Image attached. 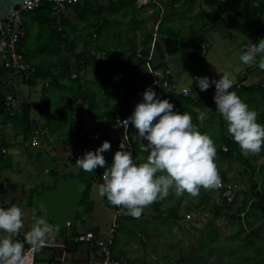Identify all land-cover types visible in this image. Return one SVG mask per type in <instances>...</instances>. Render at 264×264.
<instances>
[{"label": "crops", "instance_id": "obj_1", "mask_svg": "<svg viewBox=\"0 0 264 264\" xmlns=\"http://www.w3.org/2000/svg\"><path fill=\"white\" fill-rule=\"evenodd\" d=\"M170 1L173 2L174 0ZM201 1L211 7L218 6L219 8L214 10L215 13L209 17L211 22L214 23L223 19L221 13L216 11L225 9V11L232 13V19L240 20L241 22L243 20L240 27L244 33H250L248 35L256 36L257 39L264 38V8L261 6L257 8H248L245 12L240 13V6L235 4V2L236 8H224L221 4H211L213 3L211 2L212 0L210 2L209 0H200V2ZM139 5L140 2L137 0L133 12L136 13V10L139 9ZM154 14H156V12H154ZM154 14L152 13V15ZM234 15L236 17H234ZM31 19L33 23L37 22V26L41 28V39L43 40L44 38L45 40L46 38V40L53 41L49 35L51 32L49 29L46 30V34L43 33V29H47L48 26H46V24L48 25L49 22L36 14H34ZM103 20L104 19H102V21ZM141 20L143 19L141 18ZM159 21L160 20H157L155 25L158 29V36H156V33H149L144 35L139 41H137L138 39H129L120 34L115 37L102 34L100 36L93 35V39L89 38V35H87V38L77 45L74 53L68 55L70 61L73 60L72 58H74V62H78L77 58L80 59L79 63L82 71L75 73V78L72 77L71 79L54 84L50 82V79H46L45 76L43 77V80H45L43 85H40L41 78L35 79L33 83L17 78L15 79V85L12 91L18 100V111L12 118H6V114L0 116V183L5 184V186H0V192L4 190L2 193L6 195L5 197L0 195V200L4 201L3 204H0V207L7 209L15 204L22 209L26 227L21 233L25 234V231L31 228L35 219L39 218V211L32 208L31 200L34 194L39 195L45 190H53L59 178L64 180L79 178L84 186V192L80 202L82 208L81 214H78L74 221L67 224L64 228L58 230L55 236L51 238L40 251L35 252L34 264L40 261L45 264H61V262H65L66 264H96V253L106 247L109 249L112 256L120 260V264L166 263L160 261L157 251L161 252L164 250V253H168L167 249L170 248V245L167 244L168 239L164 243V247H162L161 244L164 242L162 238L164 236L156 235L158 233L157 227L150 230L153 236L147 237L145 234V231L148 230L147 224H144L146 221L138 226V229H135L136 226H134L132 227V232L127 231L124 233L120 231L119 228V220L122 218L118 219L116 221L118 225L116 233L113 239L110 240L109 234L111 224L114 221V215L112 205L107 201L106 197H100L97 192L98 183L96 178L101 168L98 167L94 172L88 173L75 163L76 159L82 157L86 151L94 152L104 141H108L111 144V149L102 154L109 166L112 162L114 153L119 150L121 142H125L129 145V150L132 151L135 163L139 164L145 160L147 154L142 153L136 143V129L129 124L128 129L125 130L119 126L117 120L128 114H132L135 105L142 102L143 97L141 94L148 87H152L157 96L161 99H168L169 102L175 106V111L179 113L190 111L194 118L193 124L201 133L209 135L214 144H219V141L217 142L215 139L221 136L222 145L216 146L217 156L215 162L217 164L219 176L223 182L232 185L236 184L238 186L237 196L234 201L235 206L241 207L243 202H247L245 209L241 210V216H244L245 219L251 223V216L254 214L260 215V211L264 210L263 202L262 206H257V212L252 215H247L251 203L264 196V194L259 192L261 189H264V171L261 170L264 163V149L261 150V152L263 151L262 155L254 157L259 167V175L263 185L253 181L246 173L242 174L241 170L235 171V163H238V160L242 159V156L239 157L233 153L232 157H227L232 158V162L221 160V154L229 155L231 148L232 152L239 153L240 147L228 134L226 122L220 114L215 111V103L213 100L215 87L213 85L207 91L201 92L195 82H193L189 96L182 97L179 94V89L185 87L190 88V77L193 76L190 75L187 68L189 64L195 66L196 63L192 60V54H190L188 58H182L179 48L176 46L173 47L176 37L173 36L169 30H164L162 27L163 24L158 28ZM65 23L70 26L68 21ZM81 36L82 35H80L79 38ZM196 37L200 36L192 34L191 38L188 40L189 44L187 47L193 53L195 51L200 53L204 61L203 75L208 73V69L210 71L212 66L211 60L213 59L215 51L211 52V44L204 42L202 38L201 45H209L206 52L202 55L200 48H196ZM153 39H155L156 42H154V46H157V48H153L149 64L153 69H163L167 71L170 85L166 87L162 85H152V79L146 67L145 59L142 60L136 55L139 49H143L144 53L147 52V55L145 54L143 56L147 57L150 53ZM24 41L19 48L22 56L31 65L38 68L41 65H38L27 57L24 51ZM145 42L146 44H144ZM85 43L89 44L87 48L84 45ZM55 44H57V40L51 42L49 45L45 44L43 41L38 49L39 54L43 55V53H45L51 57L48 65L40 67L41 71L47 76H50L49 72H51L49 67L54 66V63L58 60V54L53 52ZM60 46L63 47L64 45L60 44ZM78 46H81L79 51L77 50ZM145 49H148V51ZM244 49L246 50L247 48ZM219 51L220 58L223 61L229 62L230 58L226 54L231 58L232 54H229L228 50L226 52L223 50ZM258 64L259 57H257L253 69L245 68L238 72V74H235V76H233L234 84L232 89L248 104L250 109L258 113L257 122L264 124V70H261ZM141 66L144 68L143 70L140 69ZM244 71L246 72V77L241 75ZM133 73L139 75L136 81L133 80ZM141 73L147 75L146 81L141 83L142 87L136 85L141 81ZM210 74L212 75L211 72ZM211 75V79H215L214 76ZM14 76L15 74L13 72L0 69V90L2 98L10 89L6 86L5 80H13ZM184 78H187L186 82L180 83ZM134 82L135 88L130 84ZM238 86L240 88H238ZM31 89L32 92L37 91L41 95V98L36 104H31L29 100H27L31 97ZM67 92L69 96H67ZM186 98V102H180ZM78 101L82 102L80 103L79 110L76 109ZM183 103H187L188 106H185ZM181 105L185 107L182 108ZM208 108L212 110L209 111ZM201 111L207 113V119L204 121H199L197 119L198 113ZM45 118H47V120ZM109 118L111 119L109 120ZM44 120L47 122L42 125ZM95 121L97 122L95 123ZM25 124L27 127L21 129V126H25ZM221 124L224 129L222 132ZM26 129L27 132H25ZM22 131L25 132L24 140L20 141L18 139ZM43 131H45V133ZM34 135L38 136L40 142L38 147H32L30 145V138ZM144 143L147 142L144 141ZM218 153L220 155H218ZM25 158L28 160L27 164L31 165H33L36 160L45 163V168H38V171L46 174V180L38 186L30 184L20 191H15L14 183H16V181L13 177L6 174V172L13 174L16 163H20V159L25 161ZM173 192V190H170V194H173ZM253 194L255 195L253 196ZM199 197L203 199V203H200V206L196 205L199 206L196 207V210L198 209L199 211H203L208 207L210 209L209 211L214 212L215 207L219 206V203H221V196L218 188L210 190L202 188ZM158 202L161 203L159 209L155 208V204ZM158 202L153 203L151 207L159 214L161 212H168L172 207H177L179 210V205L163 208L161 200ZM206 202L208 203L206 208L201 209L200 207L202 205L205 206ZM179 214L184 216L180 212ZM142 217L143 213L138 218L139 222L137 225L142 221ZM77 219L79 221L78 225H76ZM184 220L188 223V220ZM184 220L182 219L183 222H185ZM187 223V227L184 224L176 225L179 232L185 236H188L186 235L188 233L186 230L190 228ZM88 233L93 237L91 243L74 241L76 236ZM154 236L159 237V240L154 238ZM165 236L167 238L169 237L167 235ZM15 239L22 241L20 235ZM114 241L115 245L113 246ZM148 241L151 242V248L149 249ZM168 254L171 255V253Z\"/></svg>", "mask_w": 264, "mask_h": 264}, {"label": "clouds", "instance_id": "obj_2", "mask_svg": "<svg viewBox=\"0 0 264 264\" xmlns=\"http://www.w3.org/2000/svg\"><path fill=\"white\" fill-rule=\"evenodd\" d=\"M257 57L259 68L264 70V38L255 44L249 42L240 60L251 66ZM193 82L201 92L214 85L215 111L226 122L228 134L244 155L259 154L264 149V124L257 122L255 110L235 91H230L234 84L231 74H219V79L190 77L189 91ZM141 95L142 102L119 122L125 130L129 124L136 129V143L147 154L145 160L135 163L129 145L121 142L109 166L102 154L111 149V144L104 141L94 152L86 151L75 162L88 173L103 168L98 195L106 197L111 205L125 209L133 218H139L145 208L167 198L170 190H174L176 197L187 193L195 198L202 188L214 189L221 183L215 162L217 148L212 138L197 129L189 113L175 111V106L168 99L158 97L152 87ZM197 119L204 121L207 113L199 112ZM25 227L24 213L19 206L0 207V264H30L25 244L32 253L38 252L58 231L56 225L39 217L25 231L23 241L15 239Z\"/></svg>", "mask_w": 264, "mask_h": 264}, {"label": "rangeland", "instance_id": "obj_3", "mask_svg": "<svg viewBox=\"0 0 264 264\" xmlns=\"http://www.w3.org/2000/svg\"><path fill=\"white\" fill-rule=\"evenodd\" d=\"M159 0H150L145 1L144 0H138L140 2L139 9L135 12L129 11L125 13L124 11L120 14H114L110 15L107 11H105V8L109 6L108 0H97L98 5L103 6L104 13L102 15L103 21H105L107 29L104 27L105 30H103L102 35L105 36H117L118 34L128 37L129 39H138L137 41L141 40L144 35L147 34H157V26L156 22L159 21L158 28L163 24V29H167L170 31V33L176 37V41L173 43V47H178L180 55L182 58H188L190 54H192V60L196 63L195 66H192L189 64L187 70L190 72V75L193 77H203L207 76L210 77V72L212 73L211 76H214L215 79H219V74H223L224 72H228L231 74V77L235 76V74H238L242 69L248 68L253 69L254 64L251 66L244 65L241 60L240 56L245 51L244 48L248 47L249 42L252 44L257 43L259 39L256 38V36H250L248 34L250 33H244L241 30L240 25L243 23L240 20H234L232 19V13L225 11V9H220L221 16L223 19H220L217 22H211L210 16L214 14V10L219 9L218 7H211L210 5L203 3V1L200 2V0H174L173 2L170 0L167 1H159ZM165 2V3H164ZM138 5V3H137ZM156 14H154V12ZM152 13L154 15H152ZM35 13L29 12V11H23L22 13V19L25 23L26 27V37L24 41V51L28 58L32 59L35 63L41 66L48 65L50 63L51 57H49L47 54L43 53V55L39 54V48L41 46V43L43 41L45 44L49 45V40H43L41 39V28L37 26V22L33 23L32 17ZM230 15V16H229ZM64 18L70 23V26L67 27V34L66 36L71 40L79 39L80 35H89L93 34V29L87 30L83 23H80L75 19V16L70 12V10H66L63 13ZM159 16V18H158ZM225 17V19H224ZM234 17H236L234 15ZM141 18L143 20H141ZM165 21H164V20ZM141 21V22H140ZM236 21V22H235ZM47 29H43V33L46 34V30H51L49 25L46 24ZM105 26V25H104ZM214 30V32H213ZM192 34H196V36H200L203 38V41L206 43H210L212 46L211 52L215 51L213 55V59L211 60V68L210 71L208 69L207 74L202 75V71L204 68V61L200 56V53L195 51L194 53L190 51V49L187 47L189 44V38H191ZM198 38V37H196ZM177 44V45H176ZM243 47V48H241ZM81 49V46H78L77 50L79 51ZM223 50L226 52L229 51V54H232V58L226 54L230 61H223L220 58V51ZM41 53V52H40ZM71 60L72 65L70 66L75 67L76 62H74V58ZM141 70L144 68L141 66ZM123 74V72H122ZM139 75L136 73L132 74L133 80L136 81ZM218 76V78H217ZM168 78V77H167ZM141 81L138 82L136 85H140L142 87L143 82L146 81L147 75L145 73H141ZM187 78H184L180 83L186 82ZM169 81V79H168ZM45 80H41L40 85H43ZM170 82V81H169ZM132 87L135 88V82L130 83ZM162 85V83H159ZM230 91H234L232 88ZM31 97L29 102L31 104H36L38 100L41 98L40 93L37 91L30 90ZM68 93V92H67ZM66 95V93H65ZM69 96V93L67 94ZM47 121H43L42 125H44ZM223 124V123H222ZM221 124V132L223 129V125ZM23 126V125H22ZM21 129L27 127H22ZM24 134L25 132L22 131V134H19L20 141L24 140ZM17 139V138H16ZM218 143H215L217 146L222 145V139L220 138L215 139ZM236 156H242V159L238 160V163L236 162L235 171L241 170V173H246V175L251 178L256 183H262V179L259 175V167L257 163L255 162V158L257 156H260L263 154V151L260 154H248L244 155L242 151L240 150L239 153L231 152L229 155L225 154H219L221 156V160L225 162H232V154ZM20 163H16V166L14 167L13 174L10 172H6V174L13 177V179L16 181L14 190L20 191L27 185H40V183H43L46 180V174H43L42 172L38 171V168H45L44 162H41L39 160H36L33 165L27 164L28 160L25 158L24 160L19 161ZM264 162V160H263ZM231 164V163H230ZM18 165V166H17ZM262 171H264V163L261 168ZM0 186H5L4 183H0ZM13 190V191H14ZM4 190L0 192L1 196H6L4 193H2ZM174 191V190H173ZM11 193L10 191H8ZM7 192V193H8ZM264 197V196H263ZM216 198V197H215ZM200 201V202H199ZM163 203V208H168L171 206H178L179 212L186 216L187 214H190L191 218L188 219V223L185 221L183 222L182 219L176 224H164L161 225L162 221L164 220V217L166 216V212H161L160 214L155 212L151 205L144 209L143 211V217L142 221H140L139 225H142L144 221L149 222L147 223V231H145V234L148 236H153L152 232L150 231L153 228L158 229V233L156 235L161 236H169L167 239V244L171 245L174 243L175 240H179L183 246L184 249L190 248V250H198V236L199 233H194L191 229H188L190 232V236L182 235L177 226L178 224H184L186 227V223L188 226H193L197 229L203 228L205 224L211 223L213 227L215 228V232L219 234L218 244L220 247H226L235 246L236 243H239L236 240L235 233L239 230V226L237 224V221H226L223 217H216L215 212L209 211L210 209L206 205L208 203L206 202L205 206H201L200 208H206L203 211L196 210V207L200 206V203H203V199L201 197H191L187 193H185L181 197H176L174 192L173 194H169V196L163 200H161ZM191 202V204H190ZM210 202V201H209ZM4 201L0 200V204H3ZM211 204V202H210ZM220 204V203H219ZM199 205V206H196ZM187 206V207H186ZM190 206V207H188ZM188 208V209H187ZM166 210V209H165ZM257 210V209H256ZM257 211L251 212L252 215ZM162 215V220L160 219L156 223H159L156 225V223H153L156 221L154 218L157 216ZM254 214L251 216V223L245 224L246 231L251 232L255 230H259V236H256L254 239H252V244L247 243L246 241H242L244 243V249L242 251V256L240 255L238 259H233L234 264H240V259L243 258V255H253L255 254V257H257L256 260H262L264 258V218L260 215ZM244 221H246L245 217H243ZM254 220V221H252ZM76 225L79 224L78 219L76 220ZM245 234L241 235L242 237ZM150 240V239H149ZM213 246L217 245L216 243L212 244ZM151 248V242L148 241V249ZM164 251V250H163ZM165 252V251H164ZM213 254L212 257L207 258V261L211 264H224L226 261H228V258L225 256H222L220 254ZM124 257V256H123ZM122 257V258H123ZM231 257V264H232V256ZM125 259V258H123ZM36 264H45L44 262H36Z\"/></svg>", "mask_w": 264, "mask_h": 264}, {"label": "trees", "instance_id": "obj_4", "mask_svg": "<svg viewBox=\"0 0 264 264\" xmlns=\"http://www.w3.org/2000/svg\"><path fill=\"white\" fill-rule=\"evenodd\" d=\"M210 1L211 0H209V2ZM108 2H109V6L105 8V11H107L108 14L110 15H114V14L121 13L123 11L124 12L126 11L125 13L129 11L133 12L135 10L137 0H108ZM211 2H213L211 4H214V5L221 4V6H223L224 8L226 7L236 8L235 4H237L238 6H240L239 7L240 13L245 12L246 9L248 8H257L259 6L264 8V0H222V1H211ZM49 9H50V3H44L40 8L32 12H34L39 17H43L44 20H47V22H49L48 25L51 29L50 30L51 32L49 35L51 36V39L53 40V41H49V43L57 40V44L54 45L53 52H56L58 54V60L57 62L54 63L55 64L54 66L49 67V70H51V72H49L50 76L49 75L47 76L46 74H44V72L41 71L40 69L41 66H39L38 68L36 67L35 73L33 74L32 78L29 80L30 81L29 83H33V81L38 78L43 79V77L46 76V79H50V82H53L54 84L55 83L58 84L60 81L71 79L72 76L75 75V73H79L80 71H82V68L79 63L80 59L77 58L78 62H76L75 67L71 68L70 66L72 65V63L68 55L70 53H74L77 45L79 43H82L81 41H83L87 37L83 34L79 39H76V40L69 39L66 36L67 27H69V25L65 23L67 21L62 15L61 26H62V33L65 35V38H64L65 44H63L64 46L61 47L60 46V33L57 32L55 29L54 20L52 19L50 15ZM68 10H70V12L75 16L77 21L84 24V26L86 27L88 31L93 29L94 33L89 34V38L91 39H93L94 37L93 35L100 36L103 30H105L104 27L106 29L107 27H109V26H106L105 21H102V15L104 13V8L103 6L98 5L97 0H79L78 3L69 5ZM24 28H26L25 23H24ZM201 39H202L201 37L196 38V48L197 49L200 48L201 46V43H202ZM24 40L25 39L23 38L21 43ZM144 44H146V42ZM84 45L87 48L89 44L85 43ZM155 48H157V46H154V49ZM145 50L148 51V49H145ZM146 53L147 52L144 53L143 51V55H145ZM186 101H187V98L180 102H186ZM183 104L185 106H188L187 103H183ZM185 106L181 105L182 108H184ZM4 109H5L4 96L2 98V94L0 90V116H4V114H6L5 115L6 118L10 117L5 112ZM187 113H189L193 118V115L190 113V111L189 112L187 111ZM12 117L13 116H11L10 118ZM110 119L111 118H109V120ZM193 121H194V118H193ZM27 129L25 132H27ZM261 194H264V193H261ZM254 195L255 194H253V196ZM263 202H264L263 197H260L259 200L253 201L251 205L249 206L247 215L251 214V212L257 211L256 210L257 206H262ZM246 205H247V202H243L241 207H236L235 202L229 205H224L223 202H221L219 206L215 207L214 212H215L216 217H223L226 221H229V220L237 221L239 230L235 233V235H236V240L239 243H236L235 246L232 245V247L230 246L220 247L219 244L217 243L219 239V234L215 232L214 230L215 228L213 227L211 223L205 224L203 228H200V229L190 226L189 229H191L194 233H199V236L197 237L199 239L197 242L199 245V249L198 250H190V248L184 249L181 242L179 240H176L171 245V247L167 249L168 253H171V255L168 253L167 254L164 253V251L158 252L156 250L160 261L166 262L165 264H211L207 261V258L212 257V255L216 254V251H217L218 252L217 254H220L228 258V261H226L224 264H231L230 256H232V264H234L233 259H238L239 256L242 254V251L245 247L242 241L244 240L247 243L252 244V239H254L256 236H259V230H255L251 232L246 231V227L244 223L248 224L249 221L247 219L246 221H244L243 219L244 216H241V210H244ZM160 206H161V203L159 202L155 204V208L157 209H159ZM260 215L261 217L264 218V210L260 211ZM162 218H163L162 215L157 216L156 218H154L156 221H154L153 223H156L160 219L162 220ZM181 219H185V216H182L179 214V210L177 207H172L170 208L168 212H166V216L164 217V220L162 221L161 225L176 224ZM138 222H139L138 218H133L132 216L124 217L119 220L120 231L124 233L127 231L132 232V227L136 226L135 229H138V225H137ZM144 224H147V222H144ZM158 224L159 223H156V225ZM243 234L245 235L242 237L241 235ZM186 235L190 236L191 234L188 231ZM154 238H157L159 240V237L157 236H154ZM162 239L164 242L161 245L162 247H164L165 245L164 243L167 241V237L164 236ZM115 241H114L113 246L115 245ZM214 243H216L217 245L213 246L212 244ZM256 259L257 257H255V254L243 255V258L240 259V262H241L240 264H264V258H262V260H256Z\"/></svg>", "mask_w": 264, "mask_h": 264}, {"label": "built area", "instance_id": "obj_5", "mask_svg": "<svg viewBox=\"0 0 264 264\" xmlns=\"http://www.w3.org/2000/svg\"><path fill=\"white\" fill-rule=\"evenodd\" d=\"M145 1H150V0H144V2ZM212 1H222V0H212ZM78 2L79 0H23L22 6L16 9L10 15L9 20L7 21L3 31L0 32V69L13 72L15 74L13 80L12 79L5 80L6 86H8L10 89L6 92L4 96V107H5L4 110L10 117L14 116L18 111L17 110L18 100L15 97L14 92L12 91V88L15 85V79L17 78L23 81H29L32 78L33 74L35 73V67L24 59L19 49L20 43L22 39L25 37V28L22 19V12L23 11L32 12L40 8L44 3H50L49 12L52 19L54 20V26L56 31L60 33V44L63 45L65 35L62 33V26H61L62 14L66 9H68L69 5ZM154 42L155 39L152 40L150 53L147 57L143 56L142 53L143 49H139L136 55L138 58L145 59L146 67L152 79V85H161L159 83H162V86L166 87L170 85V82L168 81L167 78V71H164L163 69H153V67L150 66L149 64V62L151 61V52L154 48ZM208 47H209L208 44L201 45L200 52L202 55L206 52ZM241 75L246 77V72L245 71L242 72ZM72 77H75V75H73ZM238 88L240 87L238 86ZM190 93L191 90L189 91V87L179 89V94L182 97H187L190 95ZM80 103L82 102L78 101L76 104L77 110H79L80 108ZM129 116L130 114L117 120L119 126H121L119 121H123ZM45 119L47 120V118ZM96 122L97 121H95V123ZM43 132L45 133V131ZM30 145L32 147H38L40 145L38 136L34 135L30 138ZM103 171L104 169L101 168L98 172V176L96 178L98 184L103 182L102 180ZM217 188L220 191L221 202H223L224 205L232 204L235 201L238 190V186L236 184L233 185L226 184L221 179L220 186ZM259 192L264 193V189H261ZM112 207H113L114 221L112 222L110 228V234H109L110 240L113 239L114 234L116 233V228L118 227L116 221L120 218L130 216L127 214V211L125 209L113 205ZM190 218H191L190 214H187L185 216L186 220ZM20 237L23 241L24 233H21ZM92 240L93 237L89 233L85 235H78L74 238V241L84 242V243H91ZM25 250L28 259L30 261V264H34L35 253H32L30 246L27 244H25ZM96 254H97L96 264H120V260L112 256L107 247L102 248ZM61 264H66V263L61 262Z\"/></svg>", "mask_w": 264, "mask_h": 264}, {"label": "water", "instance_id": "obj_6", "mask_svg": "<svg viewBox=\"0 0 264 264\" xmlns=\"http://www.w3.org/2000/svg\"><path fill=\"white\" fill-rule=\"evenodd\" d=\"M23 4V0H0V32L3 31L10 15ZM84 186L79 178L58 179L53 190H45L32 196V208L60 230L74 221L82 208L80 202Z\"/></svg>", "mask_w": 264, "mask_h": 264}]
</instances>
